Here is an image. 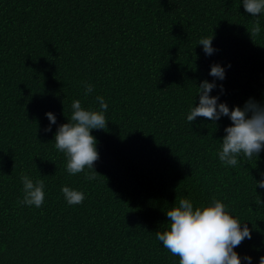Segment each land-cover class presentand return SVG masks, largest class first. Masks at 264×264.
<instances>
[{
  "label": "trees",
  "instance_id": "trees-1",
  "mask_svg": "<svg viewBox=\"0 0 264 264\" xmlns=\"http://www.w3.org/2000/svg\"><path fill=\"white\" fill-rule=\"evenodd\" d=\"M211 36L217 51L206 56L198 42ZM214 63L226 72L224 92L210 93L218 102L264 105V14L242 0H0V264H179L156 239L166 211L213 197L247 223L252 239L234 250L259 264L264 150L225 166L217 152L230 119L187 121ZM97 96L108 124L92 130L100 158L86 181L68 174L54 135L74 100L99 111ZM48 112L56 124L45 132ZM22 175L44 181L42 207L18 205ZM63 186L83 203L68 205Z\"/></svg>",
  "mask_w": 264,
  "mask_h": 264
},
{
  "label": "clouds",
  "instance_id": "clouds-1",
  "mask_svg": "<svg viewBox=\"0 0 264 264\" xmlns=\"http://www.w3.org/2000/svg\"><path fill=\"white\" fill-rule=\"evenodd\" d=\"M246 13L251 16L264 14V0H242ZM249 33V32H248ZM260 33L259 20L251 28V37ZM213 36L201 38V45L206 56L217 51L212 44ZM230 67V65H228ZM209 75L213 81L204 80L199 84V103L192 107L187 115L189 123L198 117L216 122L221 117H228L231 125L224 128L226 135L222 137L221 148L217 152L219 161L228 167H236L239 158L251 160L259 157L264 150V105L249 98L243 107L234 106L231 110L226 102H218L219 95L210 93L219 87L224 92L223 81L226 77L225 68L220 64L211 65ZM85 96L94 91V86L85 82ZM99 111L85 109L80 100L71 104V116L67 123L58 126L54 135L55 149L66 157V171L75 176L84 173L86 181L94 180L96 174L94 164L99 160L97 140L91 134L92 130H105L108 121L105 116L108 104L102 96H97ZM50 121L45 132L51 131V125L56 124L52 112L46 113ZM86 169L91 170L85 171ZM23 199L18 205L40 208L45 202L44 181H33L28 175L21 176ZM256 182V187L264 188V178ZM62 195L70 206L83 203V192L63 186ZM261 203H264L260 201ZM168 228L156 232V239L173 256L179 257V264H252V257H241L234 249L245 240L252 239V231L247 223L241 227V221L229 214L227 205L221 200L212 198L206 206L194 207L189 199H179L178 205L166 211ZM259 264H264V256L259 258Z\"/></svg>",
  "mask_w": 264,
  "mask_h": 264
}]
</instances>
